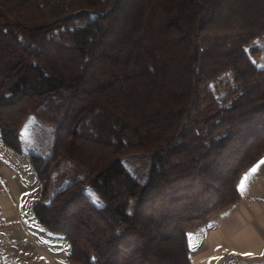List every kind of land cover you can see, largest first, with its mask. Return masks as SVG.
Listing matches in <instances>:
<instances>
[{
  "label": "trees",
  "instance_id": "16d2710c",
  "mask_svg": "<svg viewBox=\"0 0 264 264\" xmlns=\"http://www.w3.org/2000/svg\"><path fill=\"white\" fill-rule=\"evenodd\" d=\"M261 36L264 0H0V139L19 153L28 116L55 127L28 160L67 262L191 264L188 232L264 157ZM142 154L139 181L123 158ZM61 159L86 173L49 194Z\"/></svg>",
  "mask_w": 264,
  "mask_h": 264
},
{
  "label": "crops",
  "instance_id": "0c3cea01",
  "mask_svg": "<svg viewBox=\"0 0 264 264\" xmlns=\"http://www.w3.org/2000/svg\"><path fill=\"white\" fill-rule=\"evenodd\" d=\"M262 160L264 157L241 172L237 182L238 201L219 211L205 225L188 232L191 264H264ZM5 161L0 158V258L7 259L0 264L20 260L26 264H64L69 251L66 245L58 251L42 237L29 232L31 219L33 231L39 230L45 236L47 229L35 225L38 222L34 214L30 219L23 187ZM254 167L256 171L250 174ZM242 178L247 190L240 187Z\"/></svg>",
  "mask_w": 264,
  "mask_h": 264
},
{
  "label": "rangeland",
  "instance_id": "374dc122",
  "mask_svg": "<svg viewBox=\"0 0 264 264\" xmlns=\"http://www.w3.org/2000/svg\"><path fill=\"white\" fill-rule=\"evenodd\" d=\"M246 51L250 59L254 63H256L257 65H264V36L258 37L252 43H250L246 47ZM220 86H223V84L221 83ZM19 135L22 143L21 152L18 153L11 150L0 139V158L6 160L5 162H7V164L10 166L13 174L17 176L16 181L23 187V190L25 192V202L26 205H28L29 215L31 219V217H34L32 209L34 202L37 200L40 194L41 181L33 173L29 164L28 155L40 154L43 157H47L53 152L55 127L53 125L42 122L33 116H28L20 129ZM12 157H14L16 161H13ZM262 162H264V160H262ZM149 163L150 155L142 154L140 156H127L123 158V164L125 165V167L139 181H144L146 179ZM85 173L86 171L83 168L73 162L65 159L58 160L51 167L49 194L67 185L71 181L83 177ZM240 187L242 190H247L246 182L243 178L240 182ZM86 194L96 204H100L102 202L94 191L88 189L86 190ZM132 203L133 200L131 199L128 205L129 210H131L132 208ZM31 220L29 221V232H33L34 234H36V236H40L45 239L47 243L51 244L53 249H55L56 247L59 251L60 247H63L64 245H66V247L69 249V242L63 236V234L45 230L47 231L45 232L47 234L45 236L41 235L38 232L39 230L33 231L34 228L31 224ZM35 225H37V227L43 228L38 223ZM5 259L7 258L1 257L0 261L6 262ZM65 261H63L64 264H78ZM12 264L26 263H22V261L20 260L12 262Z\"/></svg>",
  "mask_w": 264,
  "mask_h": 264
},
{
  "label": "snow or ice",
  "instance_id": "6c2138e0",
  "mask_svg": "<svg viewBox=\"0 0 264 264\" xmlns=\"http://www.w3.org/2000/svg\"><path fill=\"white\" fill-rule=\"evenodd\" d=\"M255 171H256V168L254 167L252 170H250V174L253 173V172H255ZM250 174H249V175H250ZM247 178H248V177L246 176V177H245V180H246ZM242 186H243V185H242Z\"/></svg>",
  "mask_w": 264,
  "mask_h": 264
}]
</instances>
